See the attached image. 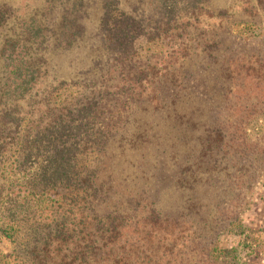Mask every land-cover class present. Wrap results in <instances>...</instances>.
<instances>
[{"label": "trees", "instance_id": "16d2710c", "mask_svg": "<svg viewBox=\"0 0 264 264\" xmlns=\"http://www.w3.org/2000/svg\"><path fill=\"white\" fill-rule=\"evenodd\" d=\"M15 1L0 0V59L19 50L15 85L0 88V242L13 243L0 264H219L217 233L246 204L228 196L262 174L224 188L214 176L219 153L264 150V126L247 136L264 110V48L214 36L264 0H41L30 16ZM140 40L162 51L135 69ZM68 85L81 95L54 104Z\"/></svg>", "mask_w": 264, "mask_h": 264}, {"label": "rangeland", "instance_id": "374dc122", "mask_svg": "<svg viewBox=\"0 0 264 264\" xmlns=\"http://www.w3.org/2000/svg\"><path fill=\"white\" fill-rule=\"evenodd\" d=\"M16 1L14 5L11 6L14 9L20 8L21 13L26 10L28 16L35 13L37 8L44 6L39 5V1L41 0H36L34 3L35 5L31 2L29 3L28 0H20L21 5H17ZM243 8H246L247 10L254 8L256 9L252 15L249 13H246L247 15L245 14L247 17L245 19H249L250 21L241 22L240 19L244 18V16H242V13L239 11V16L234 20L224 23L223 28H220L222 30H218L220 34L216 33L214 36L218 42H221V46L224 45L226 48L230 45L232 49L236 50L235 53L243 50L245 44L264 48V4L246 5ZM236 10L238 9L236 8ZM256 12L257 16H255ZM257 19L259 20L258 23L253 22ZM19 24L21 26L22 33L25 30L26 25L22 21ZM223 29H227V31H224ZM140 41L142 42V40ZM141 47L142 48L139 49L136 58L130 62V66L135 69L146 66L150 63L149 57L162 51V44L160 42L148 43L143 41ZM1 48L2 47L0 46V49ZM263 48L261 50H263ZM262 53H264V50ZM220 55L221 54L219 53V56ZM18 56L19 50L16 49L12 56L10 52L7 51L6 55L0 59L1 74L2 71H5L4 75H2L3 78H1L0 88H2V86L3 88L8 86L7 84L4 86V80H6V78L10 84L15 83V74H13L12 71L16 66V57ZM188 84H190V82H188ZM39 88L34 90L32 102L42 99V91ZM81 93L82 89L78 85L64 86L56 92L55 96L52 97V102L54 104H60L70 100L73 97L81 95ZM118 102L119 101L117 100H111L108 103L106 102L103 107H106L108 110L101 114L99 121L105 124L111 120L113 116H117L118 108L116 106H118ZM233 102L234 101L229 100L225 109L219 108L217 116L219 117V120L221 119L220 128L224 127V129H226V127L229 126V123L233 122V119L228 117V112L231 113L232 111L234 114H236L235 105L231 104ZM34 105L36 106L37 103ZM235 118L237 119L238 117ZM263 126L264 110H262L256 122L250 125L247 129L248 138H253V141H256L255 138L258 137L257 135H260L261 131L263 130ZM146 133L150 135L148 131H146ZM263 141L264 140H259V143ZM127 155L135 157L136 152H132L130 150ZM226 155L229 158V162L226 161ZM226 155L219 153V159L223 162H220L221 165L219 168L216 167L214 172L215 180L219 186L223 184L224 188L226 182L230 183L232 179L234 182L232 184L236 185L238 181L235 180V175L245 173L251 176L253 179H256L258 175L261 173L262 174L257 182L251 184L241 192L230 194L228 196L229 198L232 197L235 201H243L246 204H243L241 207L239 219L237 220V222L239 221L238 223L231 227L230 230L227 227L218 231L217 238L219 239V245L217 246V249L214 250L216 259L219 264H264V165L261 164V162L264 160V150L260 148V146H253L251 148H243V151H239L237 153L229 151V153ZM12 247L13 243L9 238H3L1 240V253H10Z\"/></svg>", "mask_w": 264, "mask_h": 264}]
</instances>
